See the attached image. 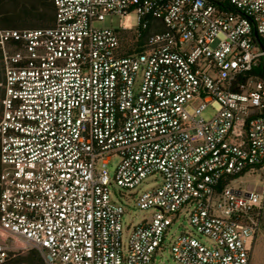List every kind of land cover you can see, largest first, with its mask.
Here are the masks:
<instances>
[{"label": "built area", "instance_id": "obj_1", "mask_svg": "<svg viewBox=\"0 0 264 264\" xmlns=\"http://www.w3.org/2000/svg\"><path fill=\"white\" fill-rule=\"evenodd\" d=\"M52 3L51 27L0 26V264L32 249L46 264H154L168 241L178 264H251L264 0ZM257 173L261 187L233 185ZM148 179L134 200L151 215L125 229L112 186ZM183 211L194 231L172 236Z\"/></svg>", "mask_w": 264, "mask_h": 264}, {"label": "rangeland", "instance_id": "obj_2", "mask_svg": "<svg viewBox=\"0 0 264 264\" xmlns=\"http://www.w3.org/2000/svg\"><path fill=\"white\" fill-rule=\"evenodd\" d=\"M45 3L50 2L51 0H0V19L7 17L14 12L19 11L22 8H35L38 2ZM117 18L114 19V25H117ZM24 26H20L16 29L25 30V29H35V28H44L48 26H40L38 21L27 20L24 22ZM2 28L11 29L9 25H5L1 22L0 25ZM35 26V27H33ZM103 26L108 27L109 21ZM15 29V28H14ZM2 80V75L0 72V81ZM1 91L2 88L0 87ZM3 92V91H2ZM1 92V96H2ZM2 115V101H0V119ZM119 159H114L112 165L109 167L110 176L114 178L115 167L118 164ZM234 186L240 187H261L262 186V177L259 173L255 175L246 174L241 179H239ZM152 187V179H148L144 181L135 191L131 190H122L115 183L112 186L113 192V200L117 204L123 206L125 210L124 218H123V226L125 229L132 230L134 227L139 225L144 218H147L151 215L150 210H140L135 205L134 197H136L135 193H140L141 191L148 190ZM122 192L124 195L120 197L119 193ZM184 231H194L191 224L190 218L188 214L183 211L179 218L175 221L172 226L171 234L172 236H178L180 233ZM198 237L207 245H210L211 242L203 236L198 235ZM4 264H44L42 260V255L35 249L28 250L25 252H21L16 256H11ZM154 264H178L172 257L170 252V244H168L166 248L161 252L155 255ZM251 264H264V209H263V217H262V227L260 232L258 233L257 240L254 246L252 263Z\"/></svg>", "mask_w": 264, "mask_h": 264}, {"label": "trees", "instance_id": "obj_3", "mask_svg": "<svg viewBox=\"0 0 264 264\" xmlns=\"http://www.w3.org/2000/svg\"><path fill=\"white\" fill-rule=\"evenodd\" d=\"M27 20L28 21L29 20L38 21L39 24H41L40 26L42 25L48 26V27L53 26L55 22V8L52 3V0L50 2L47 1L46 5L45 3L43 4L39 1L35 8H32V7L22 8L19 11L14 12L13 14L7 17L2 18V21L0 19V25H1V22H3L5 25H9L10 27L12 26L13 28L11 29H14V28L16 29L20 26H24L25 25L24 22H26ZM0 68H1V63H0ZM2 91L0 89V101L3 100ZM1 92H2V96H1ZM16 255L18 254H14L13 256H16ZM44 264L46 263L44 262Z\"/></svg>", "mask_w": 264, "mask_h": 264}]
</instances>
